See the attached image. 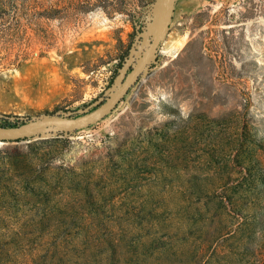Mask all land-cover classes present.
<instances>
[{"label":"rangeland","instance_id":"obj_1","mask_svg":"<svg viewBox=\"0 0 264 264\" xmlns=\"http://www.w3.org/2000/svg\"><path fill=\"white\" fill-rule=\"evenodd\" d=\"M160 0H0V126L104 101ZM0 264H264V0H177L116 109L0 144Z\"/></svg>","mask_w":264,"mask_h":264},{"label":"water","instance_id":"obj_2","mask_svg":"<svg viewBox=\"0 0 264 264\" xmlns=\"http://www.w3.org/2000/svg\"><path fill=\"white\" fill-rule=\"evenodd\" d=\"M176 1L160 0L161 17L151 40L143 51H137L134 64L125 68L129 70L127 75L111 89L104 101L99 102L94 108L88 107L85 112L77 116H40L16 126H0V142H17L57 131L76 132L95 125L112 113L148 68L163 43L169 31ZM0 117L4 118L2 115Z\"/></svg>","mask_w":264,"mask_h":264},{"label":"bare ground","instance_id":"obj_3","mask_svg":"<svg viewBox=\"0 0 264 264\" xmlns=\"http://www.w3.org/2000/svg\"><path fill=\"white\" fill-rule=\"evenodd\" d=\"M0 144H1V142H0Z\"/></svg>","mask_w":264,"mask_h":264},{"label":"trees","instance_id":"obj_4","mask_svg":"<svg viewBox=\"0 0 264 264\" xmlns=\"http://www.w3.org/2000/svg\"><path fill=\"white\" fill-rule=\"evenodd\" d=\"M5 117V116H4ZM18 142V141H17Z\"/></svg>","mask_w":264,"mask_h":264}]
</instances>
